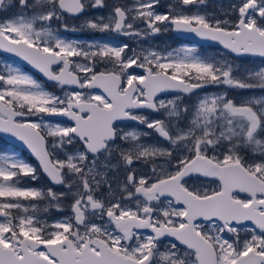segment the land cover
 Listing matches in <instances>:
<instances>
[{
  "label": "flooded vegetation",
  "instance_id": "flooded-vegetation-1",
  "mask_svg": "<svg viewBox=\"0 0 264 264\" xmlns=\"http://www.w3.org/2000/svg\"><path fill=\"white\" fill-rule=\"evenodd\" d=\"M216 1L223 3L233 2L235 4L246 1L241 10H243L247 2L254 1V7L248 10L243 18L251 14L256 21H259L263 15L256 8L259 2L262 1L264 3V0ZM28 2L29 0H3L0 3V34L9 41H21L38 48L40 51H53L56 55H60L62 60L50 67L51 74L58 75L61 73L60 75H65V72L62 71L64 60L67 64V72L75 75L79 87L76 88L59 82H46L27 68L0 54L3 60L16 65V67L38 79L43 90L48 91L54 97L49 102L46 100L40 101L46 107L40 108L38 112L32 108L31 100L28 97L22 100L12 99L10 101L0 98L12 111L19 113V116L14 118L16 123L35 127L41 133L45 151L60 177V182L57 185L52 186L46 181L47 185H43V189L38 188L47 192L49 196L54 197L48 200L49 203H56L55 209L52 208V205L47 204L46 210L43 212L58 217L65 216L70 227V233H65V237L59 239L47 240L43 239L42 236L36 239L26 238L37 242H53L57 244L61 240H66L71 250H66L64 244H62L59 245L56 251L63 256L65 254V258L63 257L64 261H62L65 264H95V257L100 251L97 245L98 240L103 242L110 250L119 253L121 256L131 258L133 263L129 264L137 263L145 256H148L145 264H155V261H159L160 250H170L171 245L175 246L177 244L167 238L155 237L149 228L154 229L158 233L161 228H179L184 223L182 217L184 207L177 203V198L174 195L159 194L154 190V186L161 181L175 177L183 165L196 156L215 164V167L206 172V175L189 174L184 176L178 180V185L192 197H205L221 189L217 180L218 169L226 163L233 162V160L220 162L222 155L213 153L211 149L204 148L201 137H199L200 139L194 137L197 135L195 132L191 138H187L186 149L183 148V141L176 142L172 138L174 126L169 129L162 121L156 119L159 113L158 101L160 99L178 95L179 102H189L193 100L199 91L187 95H156L151 100H147L144 97L145 89L139 85V81L144 78L146 73L153 74L162 70L157 69L150 62L144 61V57L137 51H130L131 56L128 58L130 64L125 66L124 72L119 70L122 66L121 63L116 68L107 67V65L102 63L94 65L96 62L95 57L90 58L92 65L89 71L83 72L75 68V61L81 59V57L73 51V48L63 49L56 45L45 47L42 43L52 44V40L44 41L36 33L31 32L30 26L24 24L16 26L15 23L17 21L21 22V19H29L32 12H34L33 9H26ZM79 4L81 8L75 14L67 13L56 6L57 9L54 10L53 14H46L47 18L41 20L40 23L46 24L55 34L64 39L73 37L90 40L94 36H100L96 30L87 33L81 32L84 29L82 24L85 18H89L92 13L87 10L88 0H79ZM112 7L114 15L112 24L106 19L99 20L98 23L112 25L113 31L118 35H125L126 39L130 36L143 38V36H140L141 32L143 34H148L149 32L152 35L157 34L159 29L147 19L140 20V22L143 21L145 29L138 32L139 35L134 33L133 36L130 30L122 32L123 22L128 18V14L123 6L114 4ZM116 9L121 10L124 15L120 28L117 30L114 29ZM241 10H238V16ZM92 18L94 19V17ZM142 41L145 42V39H142ZM127 43L130 42L127 41ZM85 47L90 46L85 45ZM95 73L103 75L104 84H106L109 91L119 96L125 94L128 90L130 91V103L132 102V106L123 108L122 114L132 119L113 120L110 122L102 119L91 120L92 113L96 111L93 112L94 109H109L112 105L111 100L101 90L87 87V83ZM200 82L205 84L204 89H206L207 84L202 80H196L191 83ZM102 100H105V102ZM77 103L82 104L78 105V107H73ZM68 108L70 112L67 113ZM45 112H65L64 117L74 116L77 119L75 122L67 119H54L46 117L44 115ZM40 120L57 123L61 131L54 136L49 134L41 124L35 125ZM0 141H3L0 149L6 147L14 148L31 164L34 177L24 180L31 181L35 179L37 174L41 175L36 163L29 155L16 146L9 144L1 137ZM180 153H184L182 158ZM24 186L37 188L30 183ZM241 195L231 192L230 198L239 200L238 196ZM42 202L47 203L46 200H42ZM5 217H7V214ZM127 219L147 229L131 227L126 235L124 233L125 227L117 225L116 222ZM198 222L204 224L208 221L196 220L192 224L193 228ZM200 235L203 236L202 234ZM114 237L122 240V242L117 243L116 248L111 241ZM142 240L149 241L152 244L151 248L144 249L140 253L133 252L131 249L134 244ZM19 242L18 252L15 253L12 250L16 256H21ZM27 249L34 256L41 257L51 264H58L59 262L44 248Z\"/></svg>",
  "mask_w": 264,
  "mask_h": 264
},
{
  "label": "rangeland",
  "instance_id": "rangeland-1",
  "mask_svg": "<svg viewBox=\"0 0 264 264\" xmlns=\"http://www.w3.org/2000/svg\"><path fill=\"white\" fill-rule=\"evenodd\" d=\"M88 2L87 10L91 11L94 19L91 16L85 18L81 32L96 30L100 34L90 40L73 37L64 39L46 24L40 23L47 18L46 14H53L57 9L55 0H29L26 9H33L34 12L29 19H21V22L17 21L15 24L30 26L31 32L44 41L52 40V44L43 42L45 47L56 45L63 49L73 48L81 57L75 61L74 66L83 72L90 70L91 57L96 58L94 65L102 63L107 67L116 68L121 63L119 70L124 72L125 66L130 64V51H137L144 57V61L154 64L157 69L166 71L173 77L189 82L204 81L207 88L197 92L192 101L179 102L178 95L160 99L156 119L162 121L169 129L174 126L172 138L176 142L183 141V148L186 149L187 138H191L195 132L197 135L194 137H201L204 148L222 155L220 162L236 161L253 175L259 170L264 178V61L250 56L231 58L228 56L230 54L217 46L183 40L172 32L170 24L171 19H183L191 25L202 24L232 31L236 28L239 16L232 20L230 16L234 12L238 14V10H241L246 1L239 4L216 0ZM114 4L123 6L128 14V18L123 22L122 32L130 30L133 36L134 33L139 35L138 32L145 29L143 21L140 20L147 19L159 29L157 34L141 32L140 36L143 38L130 36L126 39L125 35L116 34L112 25L98 23L99 20L106 19L112 24ZM256 10L263 13L259 21L251 14L243 19L247 25H255L264 34L262 1ZM142 39H145V42ZM51 95L43 90L38 79L0 57V98L10 101L28 97L32 108L38 112L40 108L46 107L40 101L53 100ZM39 124L53 136L61 131L57 123L43 120L35 123ZM183 155L184 153H180L181 158ZM33 177L31 164L16 149H0V210L7 214V217L0 218V245L15 253L18 252V242L23 237L36 239L42 236L43 239L54 240L70 233L65 216L58 217L43 212L47 204L55 209L56 203L48 202L54 197L21 183L24 179ZM238 198L241 203L246 204L250 199L258 200L261 196L241 195ZM194 228L211 243L216 264H232L235 257L249 248L259 251V247L264 246V235H261L264 232L258 233L250 226H224L215 221H208L204 224L198 222ZM111 241L115 248L118 242H122L115 237ZM151 246L149 241L142 240L137 241L131 250L140 253ZM154 263L195 264L196 259L193 251L171 245L170 250L159 251V261Z\"/></svg>",
  "mask_w": 264,
  "mask_h": 264
},
{
  "label": "water",
  "instance_id": "water-1",
  "mask_svg": "<svg viewBox=\"0 0 264 264\" xmlns=\"http://www.w3.org/2000/svg\"><path fill=\"white\" fill-rule=\"evenodd\" d=\"M2 1L0 0V3ZM254 5V1L245 4L243 10L239 12L236 29L232 31L202 24L190 25L183 19H171V29L177 37L191 43L217 46L234 57L250 56L264 61V34L259 32L255 26H248L243 21L244 14L252 9ZM56 6L70 14L78 13L81 8L79 0H56ZM115 16L114 29L117 30L120 28L124 15L121 10L116 9ZM0 54L27 68L46 82H59L72 87H79L75 75L67 72V64L64 60L62 71L65 72V75H60L61 73L58 75L51 74L50 67L62 60V57L56 55L53 51H40L38 48L21 41H9L0 34ZM101 75L95 73L87 83V87L101 90L111 100L112 105L109 109H94L93 112L96 111L92 113L91 120L102 119L110 122L132 119L122 114L123 108L132 106L130 91H126L121 96L109 91L106 84H104L103 75ZM139 85L145 89L144 97L147 100H151L156 95H187L205 88V84L202 82L191 83L163 71L153 74L146 73L144 78L139 81ZM81 104L77 103L73 107H78ZM68 112H70L69 108ZM64 113L45 112L44 115L54 119L76 121V117H64ZM17 116H19V113L12 111L0 100V137L29 155L36 163L44 179L52 186L57 185L60 182V177L45 151L41 133L35 127L16 123L14 118ZM213 167H215V164L195 156L183 165L175 177L161 181L154 186L157 193L172 194L177 198V203L184 207L182 216L184 223L175 229L161 228L159 233L152 228H148L151 229L155 237L170 239L178 246L193 251L196 259L195 264H215V252L212 245L192 226L196 220H214L222 225L250 226L257 232H264V181L246 171L238 162L226 163L218 169L217 180L221 189L211 195L196 198L179 187L178 180L180 178L189 174L206 175V172ZM231 192L249 196L259 195L261 198L258 200L251 199L248 203L242 204L239 200L230 198ZM5 215V212L0 210V218H4ZM116 223L125 227L124 233L126 235L131 227L147 229L139 226L134 221H130V219L117 221ZM62 244H64L66 250H71L66 240H61L57 244L32 241L23 237L19 242L21 256H16L11 249L0 245V264H51L41 257L34 256L27 249L39 247L44 248L51 256L55 257L59 261L58 264H65L62 262L65 254L63 256L56 252L59 245ZM97 245L100 251L95 257V264L133 263L131 258L121 256L119 253L110 250L99 240ZM147 260L148 256H145L137 263L134 262V264H145ZM232 264H264V254L248 249L245 253L235 257Z\"/></svg>",
  "mask_w": 264,
  "mask_h": 264
},
{
  "label": "trees",
  "instance_id": "trees-1",
  "mask_svg": "<svg viewBox=\"0 0 264 264\" xmlns=\"http://www.w3.org/2000/svg\"><path fill=\"white\" fill-rule=\"evenodd\" d=\"M238 15L235 13H233L231 16H230V19L232 20V19H234V18H236ZM229 57H231L232 58V56H230V55H228ZM3 141H0V146H2L3 145V143H2ZM240 163H242L241 161H239ZM257 172V173H256ZM259 173V174H258ZM257 174V175H256ZM255 175L258 177H261V178H259V179H261V180H263L264 181V178L262 177V174H260V171L259 170H256L255 171ZM23 185H26V184H31V185H33V186H35V187H37V188H41V189H43L42 187H43V185H47V182H46V180L40 175V174H37L36 176H35V179H33V180H31V181H27V180H23L22 182H21ZM41 201V200H40ZM257 233V232H256ZM259 233V232H258ZM261 233V232H260ZM264 235V233H261V235ZM250 247L252 246V245H249ZM260 252H262V253H264V246L263 247H259V249H258ZM215 264H216V261H215Z\"/></svg>",
  "mask_w": 264,
  "mask_h": 264
}]
</instances>
